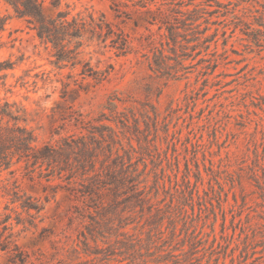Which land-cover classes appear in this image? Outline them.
<instances>
[{"label": "rangeland", "instance_id": "obj_1", "mask_svg": "<svg viewBox=\"0 0 264 264\" xmlns=\"http://www.w3.org/2000/svg\"><path fill=\"white\" fill-rule=\"evenodd\" d=\"M41 1L55 13L53 0ZM159 2L163 13L152 4V12L120 16L110 0H61L73 12L104 14L130 41L126 55L86 50L95 69L109 71L97 83L53 65L34 30L0 0L8 17L0 98L25 111L38 145L88 134L77 118L111 124L148 192L132 211L119 203L89 215L62 179L15 163L2 183L44 206L34 226L14 229L27 264H264V0ZM165 16L177 25L176 41ZM8 203L3 191L1 210ZM10 255L0 248V264H12Z\"/></svg>", "mask_w": 264, "mask_h": 264}, {"label": "trees", "instance_id": "obj_2", "mask_svg": "<svg viewBox=\"0 0 264 264\" xmlns=\"http://www.w3.org/2000/svg\"><path fill=\"white\" fill-rule=\"evenodd\" d=\"M3 1L17 18L27 22L39 42L50 50L53 65L57 68H79L78 74L83 80L91 78L99 83L109 75L108 70L95 69L90 60L83 57L88 48L103 45L113 49L117 55L131 52L128 37L104 14L73 12L68 5L63 8L61 0L52 1L53 14L45 12L41 0ZM159 1L110 0V8L120 16H127L131 8L152 12L150 6L155 4L158 5L157 12L163 13V3ZM173 11L182 15L187 13L182 9ZM7 19L0 15V32L4 30ZM169 19L165 16L162 23L166 24L170 38L176 41L177 25ZM155 20L152 18L150 23ZM147 41L152 43L150 36ZM108 108L115 120L123 121V112L118 110L116 102L111 101ZM105 115L103 113L101 117L106 118ZM113 118L107 116L106 119ZM24 122L25 111L15 103L0 98V197L3 191L10 196V203L4 210L0 208V248L11 253L12 264L28 263V255L15 242V227L26 229L34 226L44 208L40 200L23 192L18 185L2 183V174L15 163L23 161L35 169H45L49 179L50 176L62 179L64 187L83 204L82 209L88 210L89 215L107 205L115 207L119 203L130 204L132 211L147 200V186L142 185L144 180L141 179L144 172L139 171L132 158L124 160L116 147L117 131L111 124L96 125L77 118L88 134H72L58 143L49 141L38 145L35 133ZM11 204L17 207H11ZM86 243L89 244L88 241Z\"/></svg>", "mask_w": 264, "mask_h": 264}]
</instances>
